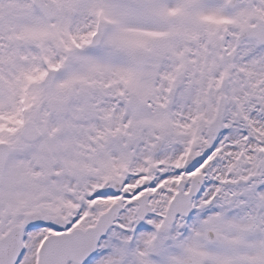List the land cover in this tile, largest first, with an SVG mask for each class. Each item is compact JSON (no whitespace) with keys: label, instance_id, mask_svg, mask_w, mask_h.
I'll return each instance as SVG.
<instances>
[{"label":"snow or ice","instance_id":"obj_1","mask_svg":"<svg viewBox=\"0 0 264 264\" xmlns=\"http://www.w3.org/2000/svg\"><path fill=\"white\" fill-rule=\"evenodd\" d=\"M0 264H264V0H0Z\"/></svg>","mask_w":264,"mask_h":264}]
</instances>
